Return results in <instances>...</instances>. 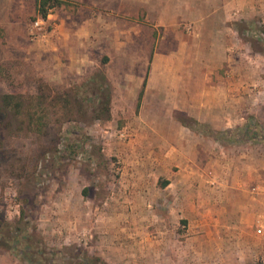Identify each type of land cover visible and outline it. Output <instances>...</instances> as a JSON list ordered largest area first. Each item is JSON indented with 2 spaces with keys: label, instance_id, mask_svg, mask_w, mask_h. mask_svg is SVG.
<instances>
[{
  "label": "rangeland",
  "instance_id": "374dc122",
  "mask_svg": "<svg viewBox=\"0 0 264 264\" xmlns=\"http://www.w3.org/2000/svg\"><path fill=\"white\" fill-rule=\"evenodd\" d=\"M59 1L60 5L42 18L36 13V0H0V106L4 105L3 94H48L42 105H38L40 100L33 101L36 116L43 113L48 122L43 132L26 131L22 129L25 123L17 128L18 119L13 120V129L0 126V136H4L0 143V212L14 226L24 208L28 229L34 228L37 242L59 250L74 264H87L91 258L106 264H192L190 254H184V263L178 257V246L189 244L192 235L187 232L188 220L180 215L178 185L171 182L165 187V165L147 164L143 152L132 155L129 148L133 141L129 142L128 133L125 138L117 136L123 124L90 121L86 103V115L80 121L64 120L59 104L54 108L56 95L65 89L77 90L92 69H102L98 64L106 61V55L100 56L102 44L85 40L82 26L88 19L95 24L97 14L110 15L116 4L114 0ZM240 1L246 3L231 0L225 4L226 14L221 13L220 29L226 41L217 48L216 56L219 60L222 48L224 59L217 61H223L218 73L209 77L211 82L231 86V104L224 115L220 113L221 124L190 120L200 137L225 144L229 159L250 148L252 153L258 149L264 155L260 138L264 137V0ZM138 14L133 20L143 21L144 11ZM122 16L118 12L115 19L125 41L123 29L129 22L118 19ZM37 18L42 19L39 29L33 25ZM184 24L178 28L181 46L190 37ZM56 28L62 35L67 33L66 42L56 41ZM138 29L136 38L126 41L129 44L121 51L147 52L148 60L156 52L176 51L179 41L172 31L158 27L150 37V27L140 24ZM88 53L97 62L88 64ZM117 61L122 68L130 67L127 59ZM156 63L161 67L163 62L157 59ZM172 116L182 121L192 118L178 107ZM247 122L258 135L243 140L241 128ZM37 150H41L39 157ZM32 157L39 160L33 167ZM137 158L139 162H135ZM23 166H28L26 171L33 176H27ZM221 172L228 176L226 169ZM28 258L0 250V264H32ZM255 264L263 261L257 257Z\"/></svg>",
  "mask_w": 264,
  "mask_h": 264
},
{
  "label": "crops",
  "instance_id": "0c3cea01",
  "mask_svg": "<svg viewBox=\"0 0 264 264\" xmlns=\"http://www.w3.org/2000/svg\"><path fill=\"white\" fill-rule=\"evenodd\" d=\"M114 1L110 15L97 14L93 17L95 24L89 19L85 22L83 37L90 43L102 44L100 56L106 55V61L98 63L111 91V116L106 121L123 124L121 129L128 133L129 142L133 141L129 148L132 155L143 152L148 156L147 164L165 165L166 188L171 182L178 185L180 215L188 220L187 232L192 235L189 244L178 246L179 260L186 262L187 253L192 264H255L257 257L264 264V155L258 149L252 153L250 148L229 159L225 144L207 141L190 124L193 118L221 124L219 115H224L231 104V86L209 78L218 73L223 63L217 62L224 59L222 48L220 59L216 56L217 48L226 41L220 16L222 11L226 14L225 4L231 0ZM138 11H144L143 21L133 20L138 18ZM118 12L123 14L119 20L129 22L123 29L125 41L121 39L122 29L116 26L120 23L115 19ZM183 22L190 37L181 46L178 28ZM140 24L150 27V37L158 27L172 31L179 41L176 51L156 52L152 60H148L147 52L121 51L123 45L129 44L126 41L136 38ZM65 36L67 33L62 35L56 28V41L66 42ZM87 56L88 64L96 61ZM117 59L129 60L130 67L122 68ZM157 59L162 60L161 67H156ZM174 107L192 118H174ZM160 109L164 111L160 113ZM223 169L228 176L223 177Z\"/></svg>",
  "mask_w": 264,
  "mask_h": 264
},
{
  "label": "trees",
  "instance_id": "16d2710c",
  "mask_svg": "<svg viewBox=\"0 0 264 264\" xmlns=\"http://www.w3.org/2000/svg\"><path fill=\"white\" fill-rule=\"evenodd\" d=\"M60 3L59 0H36V13L42 18H46L49 9L59 6ZM47 95L48 94H43L42 92L40 95L36 96H23L13 93L3 94L4 105L0 106V126L11 128L13 120L18 119L17 128L21 129V124L25 123L22 129L30 132H43V129L48 126V122L43 120V115L45 114L42 113L36 116L37 111L33 110V101L40 100L38 105H42V98H47L45 97ZM110 95V85L103 70L96 69L92 74L86 77L85 81H81L77 90L65 89L59 95H56V103L53 101V105L54 108L57 109V105L59 104L58 107L62 109L64 120L70 121L77 119L80 121L86 115V111H84V104L86 103L87 106H90V121H106L110 119L111 116ZM43 109L47 110L46 107H43ZM250 118L253 119V117ZM22 119H25V121ZM58 121L59 123L63 122H60L59 119ZM251 125V122H247L241 128L243 131V140L252 139L258 135V132L253 130ZM17 128L16 130H18ZM11 129H13V127ZM3 137L0 136V143L3 142ZM260 138L264 140V137ZM56 140L57 138L51 140V142L56 143ZM45 151L48 152L49 149L45 148ZM37 155L38 157L42 155L41 150H37ZM38 157L30 158V161L33 162L31 165L32 167L37 165L39 161ZM22 168L27 176L30 174L32 175V172L29 174V172L26 171L28 166H23ZM15 222L14 226L8 224L5 216L0 212V250L14 253L16 256L25 257V259L28 255L29 258L27 260L32 264H74V262L67 261L61 256L59 250L47 249L37 242L39 238L34 228L28 229L29 218L24 208H21L20 217L18 221ZM77 263L81 264L79 262ZM83 264L86 263L84 262ZM87 264L106 263L98 261L96 258H91Z\"/></svg>",
  "mask_w": 264,
  "mask_h": 264
},
{
  "label": "built area",
  "instance_id": "2783aa9c",
  "mask_svg": "<svg viewBox=\"0 0 264 264\" xmlns=\"http://www.w3.org/2000/svg\"><path fill=\"white\" fill-rule=\"evenodd\" d=\"M42 22V19L41 18H37L35 20V22L33 23V25L36 27V28H40V24ZM117 136L120 137V138H125L127 136V132L124 130V129H121L118 131L117 133Z\"/></svg>",
  "mask_w": 264,
  "mask_h": 264
}]
</instances>
